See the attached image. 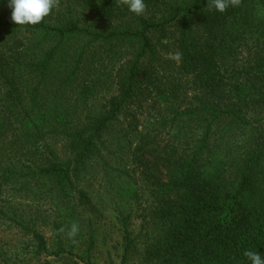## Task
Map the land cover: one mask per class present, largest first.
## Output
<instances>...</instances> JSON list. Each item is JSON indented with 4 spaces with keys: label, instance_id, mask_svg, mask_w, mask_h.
<instances>
[{
    "label": "trees",
    "instance_id": "obj_1",
    "mask_svg": "<svg viewBox=\"0 0 264 264\" xmlns=\"http://www.w3.org/2000/svg\"><path fill=\"white\" fill-rule=\"evenodd\" d=\"M144 2L136 16L60 0L19 26L0 0V216L15 214L8 198L71 203L89 252L106 184L139 208L110 209L120 264H251L246 250L264 258V0Z\"/></svg>",
    "mask_w": 264,
    "mask_h": 264
},
{
    "label": "rangeland",
    "instance_id": "obj_2",
    "mask_svg": "<svg viewBox=\"0 0 264 264\" xmlns=\"http://www.w3.org/2000/svg\"><path fill=\"white\" fill-rule=\"evenodd\" d=\"M116 191L117 188H109L106 184L101 188L105 214L99 224L93 220L92 227L97 230L94 234L95 245L89 252L88 232L81 226L83 220L79 208L74 207L76 212L68 215L67 205L71 206V203L60 205V200L49 197L15 201L8 198L7 201L11 202L9 210L16 211L15 214L9 212L4 217L0 216V264H91L87 262V255L94 263L120 264L118 250L113 248L118 240L110 209L116 205L126 214L132 206V210L138 214L139 208L126 196L117 195ZM130 220L133 221L132 229L138 232L139 219L132 216ZM72 223L79 225L75 244L66 237ZM116 226H119L117 221ZM61 227L65 232L58 235L57 230ZM33 233H38L41 239ZM61 244L63 248H60ZM128 264H139L137 257L134 256Z\"/></svg>",
    "mask_w": 264,
    "mask_h": 264
},
{
    "label": "clouds",
    "instance_id": "obj_3",
    "mask_svg": "<svg viewBox=\"0 0 264 264\" xmlns=\"http://www.w3.org/2000/svg\"><path fill=\"white\" fill-rule=\"evenodd\" d=\"M60 0H8V7L11 11V21L19 26L36 25L41 23L44 18L50 15L53 8L58 7ZM241 0H210L206 5L208 10L219 13L225 12L230 6L238 7ZM118 7L126 6L128 11L141 16L146 11L144 0H116ZM167 59L179 63L182 59V53L176 51L168 54ZM65 229L61 227L57 230V234L64 233ZM79 233V225L72 223L70 229L66 232V237L73 243H77L75 237ZM243 255L251 262V264H264V258L259 253L246 250Z\"/></svg>",
    "mask_w": 264,
    "mask_h": 264
}]
</instances>
